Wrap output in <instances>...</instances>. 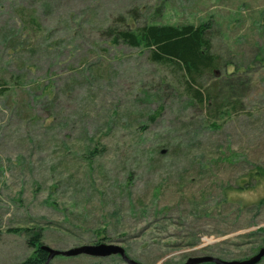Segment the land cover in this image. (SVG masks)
I'll list each match as a JSON object with an SVG mask.
<instances>
[{"label":"rangeland","instance_id":"obj_1","mask_svg":"<svg viewBox=\"0 0 264 264\" xmlns=\"http://www.w3.org/2000/svg\"><path fill=\"white\" fill-rule=\"evenodd\" d=\"M201 24L218 62L196 80L209 107L177 67L106 40L111 28ZM254 166L264 0H0V264L95 241L139 264L248 259L264 247Z\"/></svg>","mask_w":264,"mask_h":264},{"label":"trees","instance_id":"obj_2","mask_svg":"<svg viewBox=\"0 0 264 264\" xmlns=\"http://www.w3.org/2000/svg\"><path fill=\"white\" fill-rule=\"evenodd\" d=\"M209 24H201L197 27L186 25L175 26H144L136 30H118L111 28L106 37L110 45L124 44L131 48L148 50L150 60L154 63L171 64L182 72L185 83V91L191 101L197 104H206L209 107L214 100L213 91L203 89L196 84L197 78L217 68V57L210 54L211 43L207 37ZM5 89H2V91ZM214 114L219 115L220 106L213 104ZM247 180L255 186L264 183V169L254 166L247 174ZM35 249L33 256L28 257L19 264H44L47 254L39 247Z\"/></svg>","mask_w":264,"mask_h":264},{"label":"water","instance_id":"obj_3","mask_svg":"<svg viewBox=\"0 0 264 264\" xmlns=\"http://www.w3.org/2000/svg\"><path fill=\"white\" fill-rule=\"evenodd\" d=\"M39 249L47 254V260L44 264H48L50 260L56 256L77 257L81 255L98 257V258H105V257L117 255L126 264H139L127 258L124 250L121 247L112 244L86 245V246L73 248L67 251L52 250L44 245H41ZM263 258H264V247L260 248L252 257L245 260L223 261L217 258L205 256V257L189 258L186 260L184 264H258Z\"/></svg>","mask_w":264,"mask_h":264},{"label":"flooded vegetation","instance_id":"obj_4","mask_svg":"<svg viewBox=\"0 0 264 264\" xmlns=\"http://www.w3.org/2000/svg\"><path fill=\"white\" fill-rule=\"evenodd\" d=\"M105 242H99V241H95V242H93L92 244L93 245H98V244H104ZM86 257H89V258H94V259H99L98 257H90V256H86ZM110 257V256H109ZM114 257H117V258H119L120 260H122L119 256H117V255H115ZM105 258H107V257H105ZM49 264V263H48Z\"/></svg>","mask_w":264,"mask_h":264}]
</instances>
